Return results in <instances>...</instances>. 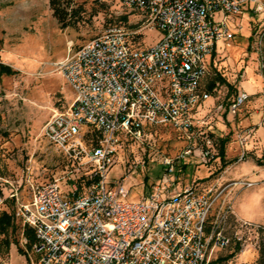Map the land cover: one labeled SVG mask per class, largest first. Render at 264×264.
<instances>
[{
    "label": "built area",
    "instance_id": "built-area-1",
    "mask_svg": "<svg viewBox=\"0 0 264 264\" xmlns=\"http://www.w3.org/2000/svg\"><path fill=\"white\" fill-rule=\"evenodd\" d=\"M117 1L143 16L144 28L159 30L162 39L139 49L132 39L141 30L110 25L57 64L73 100L52 115L41 135L64 157L66 172L51 183L30 184L26 203L12 195L14 221L22 236L33 230L31 264H212L232 244L242 246L243 230L260 228L238 220L234 204L240 191L258 185L253 178L263 169L239 179H226L225 172L212 176V165L221 169L223 161L202 111L212 99L203 86L205 59L217 54L220 43H231L246 5L253 6L252 15L264 16V1ZM254 38L264 98V26ZM250 98L238 89L223 113L237 118ZM160 127L177 131L184 147L164 159L159 184L140 201H125L130 191L108 184L115 158L124 142L144 144ZM251 133L237 134L236 163L244 162ZM191 158L208 166L212 178L180 188L177 174Z\"/></svg>",
    "mask_w": 264,
    "mask_h": 264
},
{
    "label": "rangeland",
    "instance_id": "rangeland-1",
    "mask_svg": "<svg viewBox=\"0 0 264 264\" xmlns=\"http://www.w3.org/2000/svg\"><path fill=\"white\" fill-rule=\"evenodd\" d=\"M62 1L64 7L69 5L64 9L68 14V26L64 29L54 17L50 0H0V215L8 212L13 219L16 204L10 199L12 195L17 193L19 200L26 203L30 199V184L45 185L66 172L64 157L41 135L52 115L65 111L73 100V91L59 74L57 64L110 25L141 30L132 39L139 49H149L162 39L159 30L144 28L143 16L117 0ZM252 9L253 6H245L244 15L237 20L240 28H232L235 37L231 43L218 45L217 69L212 66V56L205 59L206 91L211 93L209 87L215 83L218 71L227 82H217L212 99L202 111L220 150L226 139L229 159L222 162L221 169L218 165L210 166L213 175L208 166L188 159L177 177L181 188L211 175L215 178L225 172L226 179H239L263 169L254 178L258 185L239 192L234 213L242 222L264 227V98L259 90L254 45V35L264 26V16L252 15ZM238 89L251 98L237 118H228L223 112ZM246 131H252L247 139L246 157L243 163H236L240 153L236 136ZM183 147L181 135L168 127L150 130L144 144L127 140L109 171L108 184L122 183L130 191L125 201L138 202L161 182L164 159L175 157ZM253 160L259 168L253 167ZM240 235L245 240L242 252L228 264H257L262 236L245 230ZM234 246L235 243L218 253L212 263L231 254ZM28 253L19 227L15 232L0 235V264H31Z\"/></svg>",
    "mask_w": 264,
    "mask_h": 264
},
{
    "label": "trees",
    "instance_id": "trees-1",
    "mask_svg": "<svg viewBox=\"0 0 264 264\" xmlns=\"http://www.w3.org/2000/svg\"><path fill=\"white\" fill-rule=\"evenodd\" d=\"M50 7L54 13V17L58 20V23L61 25V27L64 29L68 26L67 24V18H68V14L66 12L65 7H69V5H66L65 7L63 6V1L62 0H50ZM215 53L212 56V66H214V68L217 69L215 63ZM10 71V70H9ZM220 72L218 71V73L216 72V80L215 83L212 84L209 87V91L212 93V91L215 89V86L217 84V82H220L221 84H226V80L219 75ZM225 145H226V139H224L221 143V150H220V156L222 161H225ZM186 166H182V169H184ZM14 201V200H13ZM13 216L11 214H9L8 212H3L0 215V235H7L8 232L11 230L12 232H15L16 229L18 228L14 219L12 218ZM17 227V228H16ZM257 234L258 236L261 235L262 236V240L260 242V246H259V251H258V260H257V264H264V227H260L257 230ZM24 238L26 239V250L27 253L31 251L33 244L36 242L34 233L32 229L26 228L24 230ZM241 244L240 243H235L234 246V251L229 254L226 257H221L218 258L215 262H213L212 264H228L230 263L237 255H239L241 253Z\"/></svg>",
    "mask_w": 264,
    "mask_h": 264
},
{
    "label": "crops",
    "instance_id": "crops-1",
    "mask_svg": "<svg viewBox=\"0 0 264 264\" xmlns=\"http://www.w3.org/2000/svg\"><path fill=\"white\" fill-rule=\"evenodd\" d=\"M259 90H260V92H261V90H262V84H261V89H259ZM205 107H206V105H205ZM254 131H255V130H253V133H254ZM251 132H252V131H251ZM219 137H221V136H219ZM247 148H248V145H247ZM236 149H237V151H239L238 148H236ZM237 151H236V152H237ZM229 155H230L229 151L226 150V151H225V160H226V159H229V158H228ZM236 155H237V154H235V156H236ZM238 155H239V154H238ZM252 163L254 164V166H253L254 168H255V167H256V168H257V167L259 168V166L255 163L254 160L252 161ZM259 169H260V168H259ZM259 169H258V170H259ZM258 170H257V171H258ZM252 172H256V171L253 170V171H251L250 173H252ZM256 177H258V175L255 176L254 178H256ZM254 178H253V179H254ZM236 217H237V216H236Z\"/></svg>",
    "mask_w": 264,
    "mask_h": 264
}]
</instances>
